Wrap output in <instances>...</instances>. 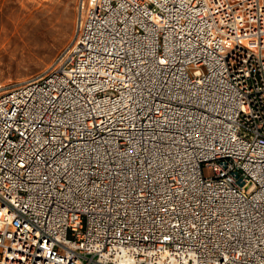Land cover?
Instances as JSON below:
<instances>
[{
  "label": "built area",
  "instance_id": "1",
  "mask_svg": "<svg viewBox=\"0 0 264 264\" xmlns=\"http://www.w3.org/2000/svg\"><path fill=\"white\" fill-rule=\"evenodd\" d=\"M0 89V264H264V0H80Z\"/></svg>",
  "mask_w": 264,
  "mask_h": 264
},
{
  "label": "rangeland",
  "instance_id": "2",
  "mask_svg": "<svg viewBox=\"0 0 264 264\" xmlns=\"http://www.w3.org/2000/svg\"><path fill=\"white\" fill-rule=\"evenodd\" d=\"M79 10L80 0H0V88L51 66L72 42Z\"/></svg>",
  "mask_w": 264,
  "mask_h": 264
},
{
  "label": "bare ground",
  "instance_id": "3",
  "mask_svg": "<svg viewBox=\"0 0 264 264\" xmlns=\"http://www.w3.org/2000/svg\"><path fill=\"white\" fill-rule=\"evenodd\" d=\"M17 28V27H16ZM15 34V33H14ZM13 37V36H12ZM24 41V40H23ZM5 50V49H4Z\"/></svg>",
  "mask_w": 264,
  "mask_h": 264
}]
</instances>
